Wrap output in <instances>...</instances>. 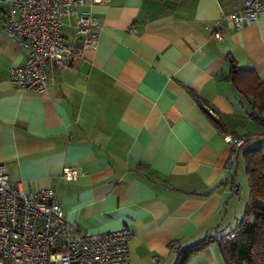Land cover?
Segmentation results:
<instances>
[{"label": "crops", "instance_id": "crops-1", "mask_svg": "<svg viewBox=\"0 0 264 264\" xmlns=\"http://www.w3.org/2000/svg\"><path fill=\"white\" fill-rule=\"evenodd\" d=\"M242 1L85 0L77 11L97 18V42L44 92L9 78L27 51L5 33L9 5L0 2V164L9 180L54 188L77 233L127 228L130 264H176L179 250L234 231L249 188L237 167L231 191L229 147L211 118L227 134L258 137L251 101L227 77L234 63L264 79V10L240 30L223 17ZM64 166L78 178L59 177ZM185 264L224 263L212 240Z\"/></svg>", "mask_w": 264, "mask_h": 264}, {"label": "built area", "instance_id": "built-area-1", "mask_svg": "<svg viewBox=\"0 0 264 264\" xmlns=\"http://www.w3.org/2000/svg\"><path fill=\"white\" fill-rule=\"evenodd\" d=\"M110 0H90L106 5ZM9 9L3 29L19 47L27 51L22 65L9 68L11 82L38 92L47 89L56 71L71 66L83 50L94 47L101 28L88 11L78 12L85 0H0ZM264 0H243L240 7L223 14L231 27L240 30L258 20ZM75 16V21L68 19ZM72 27L68 34L67 29ZM216 38L221 37L215 31ZM242 134L223 136L229 147L225 167L231 191H238L232 181L241 147ZM79 170L64 166L59 177L76 180ZM236 232L221 240L227 242ZM131 232L120 228L105 232L80 234L64 219L54 188L38 191L15 186L0 164V264H130L128 241ZM156 260V257H155Z\"/></svg>", "mask_w": 264, "mask_h": 264}, {"label": "trees", "instance_id": "trees-1", "mask_svg": "<svg viewBox=\"0 0 264 264\" xmlns=\"http://www.w3.org/2000/svg\"><path fill=\"white\" fill-rule=\"evenodd\" d=\"M227 77L234 88L251 101L248 117L253 121L264 123V79L259 78L254 70L240 69L237 66L235 70L232 69L229 72ZM194 98L201 107L212 108L198 96L195 95ZM213 112H215L214 109ZM211 119L226 135L227 132L223 130L225 126L220 118ZM231 134L238 135L236 132ZM244 136L245 143L240 149L237 162L240 157L243 158L248 180L249 201L245 207L244 219L234 230L236 235L227 242H223L221 238L215 240L206 237L192 246L179 250L176 264H185L191 255L212 240L216 242L224 264H264V144L247 147L251 141L250 135L244 134ZM249 216L252 220L246 219Z\"/></svg>", "mask_w": 264, "mask_h": 264}, {"label": "rangeland", "instance_id": "rangeland-1", "mask_svg": "<svg viewBox=\"0 0 264 264\" xmlns=\"http://www.w3.org/2000/svg\"><path fill=\"white\" fill-rule=\"evenodd\" d=\"M255 133L258 134L259 137L256 140H251L250 143L247 145V147H252L255 145H259V144H264V123L257 122V125L255 127ZM237 164H238V166H237ZM237 164H236V166L232 172V179L234 178V172L238 167L237 179L241 181L242 187L247 191L248 180H247V175L245 173V166H244V161H243L242 157H240L239 163H237ZM227 177H228V171H227ZM230 188H231V186H230ZM232 232H236V231H232Z\"/></svg>", "mask_w": 264, "mask_h": 264}, {"label": "water", "instance_id": "water-1", "mask_svg": "<svg viewBox=\"0 0 264 264\" xmlns=\"http://www.w3.org/2000/svg\"><path fill=\"white\" fill-rule=\"evenodd\" d=\"M233 70L236 68V64L232 63Z\"/></svg>", "mask_w": 264, "mask_h": 264}]
</instances>
